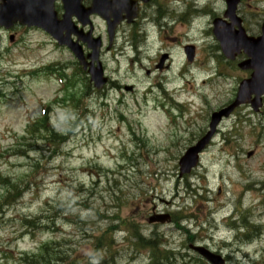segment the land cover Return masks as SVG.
Here are the masks:
<instances>
[{
  "label": "rangeland",
  "instance_id": "obj_1",
  "mask_svg": "<svg viewBox=\"0 0 264 264\" xmlns=\"http://www.w3.org/2000/svg\"><path fill=\"white\" fill-rule=\"evenodd\" d=\"M254 7L264 10V0H247L241 11L249 13V29L258 33L261 17ZM195 23L196 30L179 27L166 36L179 38L177 43H171L177 45L153 43L151 57L143 61L146 67L142 73L141 70L133 71L125 56L116 53L118 62L113 54L105 57L107 75L120 86L135 87L133 93L123 92L125 105H120L117 93L112 91H106V97L89 93L82 100L75 91L77 100L63 101L61 107L52 105V125L56 132L70 138L61 147L43 139L42 135L34 137L27 133L29 124L39 118L44 106L59 93L56 79L42 75L23 77L14 85L3 86L4 97L0 96L3 97L0 98V208L10 196L18 197L11 185L25 192L7 211L5 220L0 219V264H15L13 262L21 254L32 253L52 240L58 242L56 251L60 252V257L57 260L80 259V264L87 261L92 264H148L151 252L138 246L135 238L141 234L157 238L159 248L172 249L176 257L173 264H198L199 257L188 249L191 233L194 243L222 252L229 264H264L262 117L251 116L252 124L247 121L238 124L237 116L225 121L221 133L202 155L201 167L191 177L179 175L180 159L193 145L198 132L206 128L212 112L232 99L226 90L243 74L223 60L220 72L225 76L201 87L208 93L211 104L202 101L203 96L191 99L193 113L186 115L184 111V119L176 125L169 123L158 109L157 100L153 99L159 96L160 83L176 86L175 71H182L184 62L180 46L185 42H197L198 64L206 61L208 40H201L199 32L208 28L209 21L199 19ZM25 40L26 44L14 46L9 41L2 43V49L12 48L14 54L11 61L0 60L3 73L14 64L16 69H11L22 73L21 70L53 63L71 65L75 62L67 50L56 48L39 31L27 32ZM159 53L172 55L171 72L155 71L147 76L145 69L154 70ZM190 68L192 66L186 67V71ZM186 78L180 92L187 93L173 96L181 104L191 98L190 86H195L197 73L190 72ZM151 86L157 87L155 96L149 95L150 102L138 106L135 99L141 100ZM62 96L65 97L66 92ZM103 101L108 105L104 107ZM121 113L126 120L120 117ZM248 114V109L241 112V116ZM74 128L76 133L73 134ZM134 135L146 141L137 142ZM224 136L229 137V144ZM124 145L130 147L128 151ZM59 149L61 153H55ZM250 152L253 155L249 158ZM253 184L256 188L248 187ZM197 189L200 191L194 196ZM9 194L12 195L6 198ZM177 211L182 217L179 223L187 225L192 232L180 229L174 219ZM166 214L171 215L172 223L149 224L148 220L154 215ZM23 218H34L46 227L34 236H23ZM232 219L240 227L246 220L248 228H243V234L232 231ZM184 220L188 223H183ZM1 252L13 257L5 259Z\"/></svg>",
  "mask_w": 264,
  "mask_h": 264
},
{
  "label": "water",
  "instance_id": "obj_2",
  "mask_svg": "<svg viewBox=\"0 0 264 264\" xmlns=\"http://www.w3.org/2000/svg\"><path fill=\"white\" fill-rule=\"evenodd\" d=\"M56 0H10L9 4L0 5V26H6L7 28L12 25L14 22H20L25 24L28 27H39L44 29L50 35H52L56 40H59L60 45H66L67 41L61 36L60 29H63V26H67L69 14L74 8V2L70 0H63L64 7L66 10L65 19L66 21L59 22L56 17V13L53 10V3ZM108 1V2H107ZM4 2V1H3ZM120 1L115 0L114 3H110L109 0H94L93 6H100L101 4L112 5L117 7ZM239 0H232L229 3V12L227 16L235 20V11L236 5ZM22 6V10L16 7ZM96 10L88 11V15L92 14ZM97 13H99L97 11ZM217 36L221 40L222 49L225 55L229 58L232 57V53L235 49L241 47L245 48L246 51L253 57V61L248 67L255 69V73L252 76V79L248 81L244 89H246V94L251 96L253 94L257 95V100L254 104V107L257 108L260 104V97L264 94V35L259 40L250 39L247 41L241 33L231 34L227 28L219 29L218 24ZM264 34V28H263ZM69 47L70 46L69 44ZM93 79L99 81L101 78V70L92 72ZM240 103H244V100ZM214 132H211L203 141H201L197 147L192 148L187 156L182 161V166L185 164L184 172H189L192 167H194L198 161V153L201 152L206 144L209 142L211 136ZM155 220H151L153 222ZM191 248L203 257H205L212 264H225V261L222 257L212 254L204 248L193 247Z\"/></svg>",
  "mask_w": 264,
  "mask_h": 264
},
{
  "label": "trees",
  "instance_id": "obj_3",
  "mask_svg": "<svg viewBox=\"0 0 264 264\" xmlns=\"http://www.w3.org/2000/svg\"><path fill=\"white\" fill-rule=\"evenodd\" d=\"M39 128L36 132H31L30 134L34 137H37L39 133H42V137H46L48 141L53 142L55 145H59L62 142H64V138L61 135H58L55 133V130L51 128L48 125V121L46 117L39 123ZM7 180V179H6ZM8 181V180H7ZM12 190L14 193H21L19 186L15 187L12 186ZM9 194L6 196L8 198ZM8 203V202H7ZM9 204V203H8ZM177 222V221H176ZM135 238L137 239V245L141 247H145L147 249L151 250L152 253V261L151 264H159L161 262L162 264H173L171 261H173L174 257H172L171 252H167L164 254L162 251H160L159 247L155 242H151L149 240L144 239L142 235H136ZM57 257L59 258L60 255L56 254L55 249L51 248L50 246H44L38 255H33L29 257V261L27 260V264H75L73 262H66L64 258H61L60 260H57ZM198 260V264H206L203 261ZM89 264V263H87Z\"/></svg>",
  "mask_w": 264,
  "mask_h": 264
},
{
  "label": "flooded vegetation",
  "instance_id": "obj_4",
  "mask_svg": "<svg viewBox=\"0 0 264 264\" xmlns=\"http://www.w3.org/2000/svg\"><path fill=\"white\" fill-rule=\"evenodd\" d=\"M23 30H26V28L19 26V25H15L11 31L7 32L5 31V29H1L0 30V34L3 35H8V39L10 40L11 38H15V42H19V39L21 38V31L23 32ZM11 37V38H10Z\"/></svg>",
  "mask_w": 264,
  "mask_h": 264
},
{
  "label": "bare ground",
  "instance_id": "obj_5",
  "mask_svg": "<svg viewBox=\"0 0 264 264\" xmlns=\"http://www.w3.org/2000/svg\"><path fill=\"white\" fill-rule=\"evenodd\" d=\"M179 215H180V214H176L175 217H174V219H175L177 222H179V221L182 219V217L179 216ZM178 216H179V217H178ZM183 223H188V222H187L186 220H184ZM183 225H184V224H183ZM252 227H253V226H252ZM243 228H244V229L248 228V225H247L245 219L243 220V223H242L241 227L238 226L237 221H235V222L232 224V226H231V229H232L233 231L244 230ZM148 264H151V262H149Z\"/></svg>",
  "mask_w": 264,
  "mask_h": 264
}]
</instances>
